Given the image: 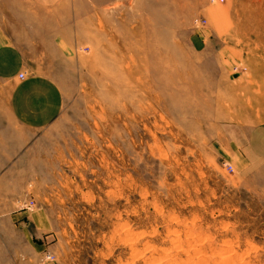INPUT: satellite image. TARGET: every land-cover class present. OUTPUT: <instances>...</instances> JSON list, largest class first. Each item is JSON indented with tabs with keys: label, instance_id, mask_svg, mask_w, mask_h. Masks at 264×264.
<instances>
[{
	"label": "rangeland",
	"instance_id": "1",
	"mask_svg": "<svg viewBox=\"0 0 264 264\" xmlns=\"http://www.w3.org/2000/svg\"><path fill=\"white\" fill-rule=\"evenodd\" d=\"M255 128L264 0H0V264H264Z\"/></svg>",
	"mask_w": 264,
	"mask_h": 264
},
{
	"label": "crops",
	"instance_id": "2",
	"mask_svg": "<svg viewBox=\"0 0 264 264\" xmlns=\"http://www.w3.org/2000/svg\"><path fill=\"white\" fill-rule=\"evenodd\" d=\"M22 82V81H21ZM259 128V127H258ZM255 128L250 131V135H246L244 144L240 146L237 152L245 163L255 165L259 158H264V129ZM249 137H251L250 144Z\"/></svg>",
	"mask_w": 264,
	"mask_h": 264
},
{
	"label": "bare ground",
	"instance_id": "3",
	"mask_svg": "<svg viewBox=\"0 0 264 264\" xmlns=\"http://www.w3.org/2000/svg\"><path fill=\"white\" fill-rule=\"evenodd\" d=\"M157 47V46H156ZM158 48V47H157ZM164 48V47H163ZM158 50V49H157ZM168 49H166V51H167ZM161 51V50H160ZM180 52V51H179ZM157 53V52H156ZM163 53V52H162ZM166 53V52H165ZM109 54H110V52H109ZM159 54V53H158ZM180 54V53H179ZM106 55V54H105ZM166 55V54H165ZM167 55H169L168 53H167ZM173 56H174V54H172ZM181 55V54H180ZM107 56V55H106ZM156 56V55H155ZM161 56V55H160ZM167 57V56H166ZM107 58V57H106ZM118 58V57H117ZM116 58V59H117ZM164 58H165V56H164ZM164 58H162V59H164ZM174 58V57H173ZM167 59H169V58H167ZM185 59V58H184ZM108 60V59H107ZM113 60V59H112ZM115 60V59H114ZM110 61V60H109ZM162 61V60H161ZM169 61V60H168ZM171 61V60H170ZM112 62V61H111ZM114 62V61H113ZM160 62V61H159ZM181 62V61H180ZM110 63V62H109ZM115 63V62H114ZM182 63V62H181ZM187 63H188V61H187ZM165 65H167L166 64V62L164 63ZM162 65V64H161ZM189 65H187V67H188ZM162 67V66H161ZM180 67V66H179ZM185 67H186V65H185ZM182 68H183V66H182ZM167 70V69H166ZM180 70V69H179ZM181 71V70H180ZM109 73V72H108ZM121 84V83H120Z\"/></svg>",
	"mask_w": 264,
	"mask_h": 264
},
{
	"label": "built area",
	"instance_id": "4",
	"mask_svg": "<svg viewBox=\"0 0 264 264\" xmlns=\"http://www.w3.org/2000/svg\"><path fill=\"white\" fill-rule=\"evenodd\" d=\"M23 78V77H22Z\"/></svg>",
	"mask_w": 264,
	"mask_h": 264
}]
</instances>
